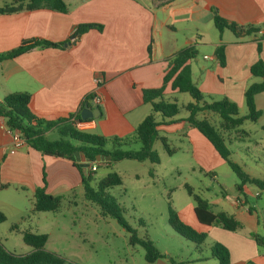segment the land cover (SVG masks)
<instances>
[{"label": "crops", "instance_id": "0c3cea01", "mask_svg": "<svg viewBox=\"0 0 264 264\" xmlns=\"http://www.w3.org/2000/svg\"><path fill=\"white\" fill-rule=\"evenodd\" d=\"M64 1L67 5L65 12L47 7H23L0 13V54L32 40L63 43L56 47L36 46L14 58L0 61V100L12 92L32 94L34 109L50 118L81 112L84 98L96 95L100 97V103H93L91 97L88 105L98 107L100 113L97 118L85 121L83 128L105 137H125L132 135L135 127L151 111L150 105L142 101L141 89L161 86L168 62L178 50L193 47L197 53L201 45H208L210 55L203 54L202 58L211 59L212 64H202L193 72L190 60L192 81L205 97L211 100L227 97L237 105L239 115L246 114H240V110L246 107L244 90L260 80L251 75L249 68L258 58L264 64V39L260 38L264 29V0ZM8 3L10 0H0V7ZM214 12L229 22L253 25L260 31L237 37L232 31L223 29L214 35L211 31ZM87 23L100 24L102 30L92 28L77 37L71 36L78 25ZM177 30H183L185 35L183 46L177 45ZM258 42L260 53L257 51ZM219 44L224 45L223 67L215 55ZM174 93L167 84L164 97L169 99ZM254 99L262 112L257 122L262 121L264 93L256 94ZM174 118L177 122L160 125L158 130L184 136L186 133L180 128L170 130L169 127L178 122L187 123L183 120L185 117ZM0 127L3 128L1 124ZM240 127L225 131L224 136L233 132L235 135L226 137L228 140L244 139L248 133ZM187 135L189 143L194 145L197 142L208 150L204 139L189 125ZM10 142V135L4 130L0 134V189L7 188L12 177L17 175H23L21 180L32 191L35 185H43L44 176L46 191L55 196L83 187L81 171L70 160L44 156L26 144L10 153ZM80 157V162H84L83 156ZM222 162L220 158L218 165ZM33 165L37 169L35 178L31 172ZM86 169L89 167H82V171ZM208 173L212 178L217 177L214 172ZM203 198L214 212L232 215L241 227L231 231L215 224H201L197 219L195 222L185 221L196 231L206 233L203 243L196 246L188 240L193 252H189L186 260L179 258L176 261L165 250L160 251L165 257L152 264H172L170 259L182 264H217L211 252L214 243L227 248L229 264H264V248L251 237V234H264L261 193L245 184L236 193L224 187L220 196Z\"/></svg>", "mask_w": 264, "mask_h": 264}, {"label": "rangeland", "instance_id": "374dc122", "mask_svg": "<svg viewBox=\"0 0 264 264\" xmlns=\"http://www.w3.org/2000/svg\"><path fill=\"white\" fill-rule=\"evenodd\" d=\"M183 30L175 33L178 46L184 44ZM211 31L214 35L218 33L214 26ZM203 54L210 55L208 45H201L191 59L193 72L202 64H212L211 59L202 58ZM205 98L207 101L211 100ZM169 100H175L180 106L191 101V97L188 93L176 92L171 94ZM244 112L247 113L246 107L240 110V114ZM187 115V111L180 108L176 117L183 118ZM206 116L215 125L220 122L216 115L207 113ZM263 121L264 119L243 122L240 128L248 133L244 139H225L231 159L243 166L251 177L258 179H264ZM187 125L178 122L169 127L170 130L180 128L186 133L184 136L159 131V134L166 137L172 152L168 153L162 143L155 140L153 149L159 157L158 163L122 159L111 162L109 166L101 164L91 173L92 186L109 172L119 174L122 183L108 189V193L120 206L122 217L137 237L150 239L159 251L166 250L176 261L179 258L186 260L189 252H193L190 242L174 232L168 224L169 205L184 223L189 220L196 221L194 201L187 194L184 185L191 186L201 197H208L220 196L224 187L236 193L234 185L238 183V178L224 162L218 165V154L195 128V133L204 139L208 150L197 142L194 145L188 142ZM4 130L0 127V134ZM234 135L235 133L230 132L226 137ZM46 137L53 140L59 135L56 130L51 129L47 131ZM139 147L140 143L134 141L122 149L137 150ZM209 171L214 172L217 177L212 178ZM31 172L35 178L37 169L34 165ZM22 177L23 175L12 177L9 186L0 189V211L6 216V220L0 224V244L5 249L19 255L28 253L31 247L23 242L22 233L30 231L47 234L44 248L64 259L65 264H148L144 258L143 247L131 244L130 232L115 218L103 215L98 204L85 199L83 187L60 195L61 202L56 211H33V191L21 180ZM247 185L259 191L264 199V189L253 184Z\"/></svg>", "mask_w": 264, "mask_h": 264}, {"label": "trees", "instance_id": "16d2710c", "mask_svg": "<svg viewBox=\"0 0 264 264\" xmlns=\"http://www.w3.org/2000/svg\"><path fill=\"white\" fill-rule=\"evenodd\" d=\"M43 8L65 12L67 5L64 0H10V3L0 7V13L12 12L20 8ZM213 24L218 31L228 29L235 36H246L257 34L259 27L253 25L241 26L229 22L214 12ZM95 28L102 30V25L95 23L80 24L73 31L71 36L77 37L89 29ZM264 39V29L260 36ZM150 44L147 47L150 55ZM63 43H54L46 40H32L31 43L21 44L18 47L0 54V61L14 58L36 46H62ZM257 51L260 53V43H257ZM196 55L193 47H186L178 50L168 62V69L163 76L162 84L157 88H142V101L150 105L151 111L135 127L132 135L125 137H105L94 131L84 128H77L76 123L90 120H82L80 111L76 113L58 114L54 117L45 118L40 115L33 106L32 94L26 92H12L2 97L0 100V118L5 125L14 130H19L25 140V144L38 151L44 156L65 158L81 171L84 198L98 204L103 215H109L128 232L131 244H139L143 247L144 258L148 264L154 263L157 259L165 257L155 244L148 238H139L135 231L126 223L121 215V208L115 198L108 193V189L122 183L121 177L116 172H109L105 177L99 179L94 186L91 185L93 177L90 169L82 171L80 163L75 160V152L99 167L101 164L109 166L111 162L122 159L137 161H149L158 163L159 157L153 149V142L159 140L163 148L171 153L166 137L159 134L158 127L177 122L174 117L179 113L180 108H184L188 115L183 119L189 126L198 130L203 137L212 145L220 158L227 164L231 171L238 178L236 184L237 191L242 189L245 184H253L259 189H264V179L251 177L243 168L230 157V151L226 145L224 132L240 127L244 121L256 122L262 112L255 104V95L264 93V64L258 58L253 63L249 71L251 75L260 78L259 81L249 84L243 93L247 113L239 115L238 107L227 97L218 100L207 101L204 94L199 90L191 79L189 61ZM216 59L221 67L225 64L224 45L219 44L215 51ZM169 84L170 90L178 93H188L191 101L186 104L178 105L175 100L164 97V89ZM92 95L84 98L82 105L88 103ZM207 113L216 115L220 122L215 125ZM157 116H160L158 119ZM264 129V125H262ZM55 129L59 137L50 140L46 137V132ZM134 141L140 143L137 150H123ZM110 145V147H108ZM109 156V160L97 162L96 157ZM43 185L35 187L33 191V211H56L59 208L61 197L55 196L46 191L44 176ZM187 194L193 199V212L197 221L204 225H219L224 229L235 231L241 227L232 215L223 211L214 212L210 203L197 193L191 186L184 185ZM5 215L0 211V223L5 221ZM168 224L174 232L195 243L196 246L203 243L206 233L198 232L191 226L184 223L173 208L168 206ZM264 225V219H263ZM14 229L15 226H12ZM47 234L24 231L22 233L23 242L31 247L26 254H15L4 248L0 244V264H65V260L53 252L44 248ZM256 244L264 248V234L258 236L251 234ZM212 256L217 260V264H229V252L227 248L219 243L212 245ZM172 264L175 263L170 259ZM248 264H252L249 262Z\"/></svg>", "mask_w": 264, "mask_h": 264}, {"label": "built area", "instance_id": "2783aa9c", "mask_svg": "<svg viewBox=\"0 0 264 264\" xmlns=\"http://www.w3.org/2000/svg\"><path fill=\"white\" fill-rule=\"evenodd\" d=\"M92 102L95 104L100 103V97L93 95L92 96ZM0 124L1 126L5 129V131L10 135L11 138V142H10V153H14L16 150H18L19 148L23 147L25 145V140L21 134V132L19 130H14V129H10L8 128L5 123L3 122V120L0 118ZM85 121H81L79 123H76V127L77 128H83L85 126ZM89 169L91 171L96 170V166L94 164L89 166ZM258 194V193H256Z\"/></svg>", "mask_w": 264, "mask_h": 264}, {"label": "water", "instance_id": "95a60500", "mask_svg": "<svg viewBox=\"0 0 264 264\" xmlns=\"http://www.w3.org/2000/svg\"><path fill=\"white\" fill-rule=\"evenodd\" d=\"M100 111L98 107H90L88 103H84L83 109L80 112V117L82 120H85L87 118H97ZM80 153L75 152V160L80 163V167L87 168L89 167L90 161L85 159L83 157L84 162L81 161ZM104 160H109V156H106L105 158L103 156L96 157L97 162H102Z\"/></svg>", "mask_w": 264, "mask_h": 264}]
</instances>
